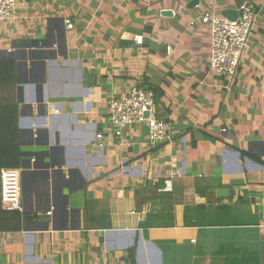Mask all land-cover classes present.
I'll use <instances>...</instances> for the list:
<instances>
[{"label": "crops", "instance_id": "crops-1", "mask_svg": "<svg viewBox=\"0 0 264 264\" xmlns=\"http://www.w3.org/2000/svg\"><path fill=\"white\" fill-rule=\"evenodd\" d=\"M242 1L18 0L0 21V171L21 170L24 211L2 208L0 176V264H264V0L232 83L191 26ZM145 80L173 144L112 132L108 103Z\"/></svg>", "mask_w": 264, "mask_h": 264}, {"label": "built area", "instance_id": "built-area-1", "mask_svg": "<svg viewBox=\"0 0 264 264\" xmlns=\"http://www.w3.org/2000/svg\"><path fill=\"white\" fill-rule=\"evenodd\" d=\"M18 0H0V21L11 20L17 11ZM200 9L201 7L195 6ZM239 16L235 20L228 19L215 9L203 10L198 20H192L191 26L207 27L211 38V52L209 58V74L232 83L239 71L243 54L247 49L257 18V7L249 1L243 0L238 8ZM69 30L74 29L71 21H66ZM136 44L143 46V36L135 39ZM171 53V48L167 49ZM110 124L116 137H122L125 131L135 126L145 125L148 129V144L158 147L173 144L174 132L171 124L159 118L154 94L139 86H134L121 98L108 103ZM227 130L223 129V133ZM99 135L98 139H103ZM1 203L6 211L23 213L21 170L2 169ZM54 209L47 213L52 216Z\"/></svg>", "mask_w": 264, "mask_h": 264}, {"label": "trees", "instance_id": "trees-1", "mask_svg": "<svg viewBox=\"0 0 264 264\" xmlns=\"http://www.w3.org/2000/svg\"><path fill=\"white\" fill-rule=\"evenodd\" d=\"M141 88H143L146 91H150L154 94V100L156 103V106L159 108V106L162 103V99L165 96V92L162 89V87L159 86V84H155V83H151L149 84L147 80H145V82L140 86ZM242 156L246 157V156H251L246 152H241ZM253 159L258 160L257 158H254L253 156H251ZM261 162V161H260ZM134 264V263H133Z\"/></svg>", "mask_w": 264, "mask_h": 264}, {"label": "water", "instance_id": "water-1", "mask_svg": "<svg viewBox=\"0 0 264 264\" xmlns=\"http://www.w3.org/2000/svg\"><path fill=\"white\" fill-rule=\"evenodd\" d=\"M164 14L166 16H171L172 12H164ZM223 16L228 18V19L235 20L239 16V13L237 11L227 10V11L223 12ZM41 42H44V41H41ZM45 153L46 152L40 154V155H42L41 157L44 158V161H45V157L47 155V153H46V155H44ZM45 165H47V164H45Z\"/></svg>", "mask_w": 264, "mask_h": 264}]
</instances>
